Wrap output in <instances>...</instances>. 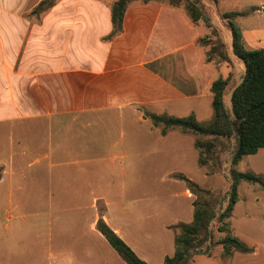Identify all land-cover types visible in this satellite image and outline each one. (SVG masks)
Here are the masks:
<instances>
[{
  "label": "crops",
  "instance_id": "obj_1",
  "mask_svg": "<svg viewBox=\"0 0 264 264\" xmlns=\"http://www.w3.org/2000/svg\"><path fill=\"white\" fill-rule=\"evenodd\" d=\"M71 1L72 5L75 2L74 16L35 18L23 14L29 13L39 0H0L6 9L3 11L0 6V92H7L6 97L0 96V124L6 123L10 128L8 146L0 153L2 264L21 262L18 245L23 237L19 239V232L27 225L14 221L20 217V210L35 209L34 202L40 200L49 202L44 206L50 215L54 202H58L59 212H74L76 216L67 220L70 227L60 229L57 253H46L49 264H78V246H82L84 239L90 249H97L101 241L105 243L115 260L108 248L110 244L96 229L95 202L99 200L106 205L103 220L134 253L147 264H162L174 247L166 246L151 257L145 243L132 235L131 220L114 216L112 210L118 208V202L105 195V184H112L109 182L115 178L114 171L127 175V164L121 169L105 156H99L98 139L95 142L93 137L98 128L84 130L83 115L103 114L96 120L106 136L114 126L129 122L125 114L128 106L143 105L151 108L150 112L169 110L176 117H181L176 114L180 111L193 113L185 106L201 97L212 99L210 85L217 68L202 62L198 45L201 28L181 6L162 1L131 2L124 12L121 31L106 39L112 30L110 8L100 6L97 0ZM63 2L67 0H56L47 13ZM229 3L223 13L242 12L232 22L240 31L243 47L264 50V0ZM20 126L26 129L20 130ZM169 134L162 135L161 140ZM84 143L89 151H83ZM109 143L104 152L123 151L126 160L129 149L125 143L115 139ZM260 149L254 155L263 159ZM250 170L262 178L259 194L264 195V165ZM172 173L192 179L179 170H166L160 181L171 195L184 197L189 216L191 192L185 184L180 194L171 191L177 188V179L168 178ZM113 187L115 190L116 184ZM120 190L128 195L126 183ZM237 205L238 200L233 211ZM135 213L133 208L129 212ZM136 219L139 221L140 216ZM171 222L163 226L172 225ZM176 222H184L183 217ZM46 239L50 243L51 234ZM248 246L252 248L248 253H254V264H264V243L254 241ZM198 256L201 255H194L193 259ZM231 257L233 253L227 257L229 262ZM97 261L109 264L106 258Z\"/></svg>",
  "mask_w": 264,
  "mask_h": 264
},
{
  "label": "rangeland",
  "instance_id": "obj_2",
  "mask_svg": "<svg viewBox=\"0 0 264 264\" xmlns=\"http://www.w3.org/2000/svg\"><path fill=\"white\" fill-rule=\"evenodd\" d=\"M97 1L100 6L105 8H110L115 2V0ZM138 1L131 0L130 3ZM156 1L167 2L169 0ZM192 1L203 16V20L196 21L201 28L198 45L202 49V62L207 61L210 66L213 64L218 69V71L217 69L215 70L216 78H227L222 101L224 106L230 109V94L234 86L240 81L244 67L243 62L232 53L228 27L230 19L223 15V12L230 7L229 0H220V3L217 4H214L213 0ZM72 4L73 1L67 0V2L59 4V7L50 14L45 11L40 16H74L75 11L73 8L75 7V2L74 5ZM179 4L186 10V0H180ZM0 6L1 9L5 7L2 6V3ZM3 11H6V9L4 8ZM23 15L29 16V13L26 12ZM0 96L6 97V90H2ZM211 103V97H201L199 100L189 101L185 108H190L196 120L206 125L213 117ZM159 107H163V105ZM145 111H152V109L143 105L128 106L125 114L129 116V122L126 121L122 126H114L106 136L101 129L102 124L100 123L101 125L98 126V120H96L98 116L103 114L83 115L82 127L84 130L91 127L98 128L99 132L97 134L93 133V137L95 142L98 139L97 152L99 156H105L121 169L126 162L128 174L123 175L120 171H114L115 178L109 182L112 184H105L108 186L105 195L118 202V208L114 209L113 207L112 210L114 216L131 220L132 235L141 240L140 243H145L146 249L151 253L150 256L154 258L166 246L174 247V232L176 233L178 229L171 228V226L178 224L179 222L176 221L182 217L186 223L192 220L193 205L191 204L192 207L188 216V213L185 212L186 205L183 203L184 197L180 194L186 183L178 179L177 176L180 173L170 174L168 178L177 179V188L173 187L171 191H176L180 194L179 196L171 195L172 192L165 189L166 184H161L160 182L166 170H179L186 176H190L192 181L197 183L202 189L197 191V194H193L190 191L192 202L206 203L217 213L227 204L226 192L230 185V171L250 172V169H254V167L263 166L264 158L259 159L254 154L245 155L237 164H232L231 156L236 147V139L233 136L214 137L213 135L184 133L178 128H169L165 133H170L169 137L163 141L161 140V126H153L148 118L145 117ZM154 113L174 114V112L169 110L165 112L162 109ZM176 114L182 117L187 116L188 112L180 111ZM90 116H92L91 119ZM84 118H87V120ZM105 123L108 124L107 122ZM19 128L20 130L22 128L26 129V126H20ZM37 128H42V126ZM9 129L8 124H0V153L4 146H8ZM110 139L112 141L114 139L119 140L120 144L125 143L129 149V155L126 160L123 151L119 153L116 152V149H112L104 152V148L110 145ZM196 140L201 142L202 145L194 146ZM209 143L212 146L208 147ZM171 148L174 149L172 152L163 151ZM85 150H90L86 143L83 145V151ZM260 150L264 154V148ZM101 176L105 178L104 172L101 173ZM125 183L128 187V195L120 190L121 185ZM115 184L114 190L113 185ZM260 186L259 182L241 181L238 183V205L227 219L230 222V233L239 237L247 245H250L251 242L254 243V241L264 243V195L259 194L261 191ZM132 199H135L136 202H132ZM48 203L43 200L34 202L35 209L30 211L20 210V217L14 221L19 225H27L26 228H21L19 232V239L23 237L20 245H18V252L21 255L18 257L21 260L19 264H49L46 253L48 251L52 254L57 253L60 229L63 230L70 227V225H67V220L72 221L76 218L74 212H59L58 202L57 204L54 202L52 215H50L47 212L48 209L44 206L48 205ZM95 205L98 218L103 217L106 210L105 202L99 200L95 202ZM132 208L136 213L130 215L129 212ZM179 209L180 211L178 212ZM95 211L92 219L95 216ZM36 213H40V216H36ZM138 215L140 216L139 221L136 219ZM169 221H172V225L164 227L163 224ZM219 224L217 221H213L211 226L212 240L215 243L226 234L217 230ZM48 234H51L52 241L50 243L46 239ZM85 241L86 239L81 241V243H84L82 246H78L81 251V253H78V257H80L78 264H98L97 260L100 259L101 261L104 258L109 261V264H124L117 252L108 247L113 252L115 260L111 258L112 256L107 251L109 249L103 245L105 243H102L101 240L97 249H90L86 246ZM216 253H220L221 257L215 255ZM232 253L233 257L230 258L231 262H229L227 257L230 255L224 258L225 256L221 255L222 246L216 243L212 247L210 256L201 255L195 259L192 258L193 261L190 264H254V253L245 254L239 251H233ZM87 258H92V262L86 260ZM2 262L0 257V264ZM99 264L101 263L99 262Z\"/></svg>",
  "mask_w": 264,
  "mask_h": 264
},
{
  "label": "trees",
  "instance_id": "obj_3",
  "mask_svg": "<svg viewBox=\"0 0 264 264\" xmlns=\"http://www.w3.org/2000/svg\"><path fill=\"white\" fill-rule=\"evenodd\" d=\"M131 0H115L110 6L111 32L105 37L111 39L122 28V19L127 5ZM150 2L156 0H139ZM56 0H39L30 10L29 16L39 18L47 11ZM166 3L180 6V0H169ZM186 12L193 21L203 20V16L192 0H186ZM242 12H225L223 15L229 18L230 44L232 53L243 62L244 72L240 81L234 86L230 94V109H227L222 101V94L227 85V78H216L211 82L213 117L208 124L199 123L194 114L176 117L166 113H154L145 111L144 115L153 126H161V134L165 135L167 129L178 128L184 133H195L218 136H233L236 139V147L231 156V163L237 164L243 156L255 154L258 149L264 148V50H246L241 41L240 31L232 22V18L241 15ZM202 145L196 140L194 146ZM212 146L211 143L208 147ZM199 163H201L199 161ZM188 189L197 194L199 185L194 181L179 174ZM230 185L226 192L227 204L219 212H215L206 203L192 202V221L179 222L171 226L177 228L174 232V251L172 255L165 256L162 264H190L194 255L210 256L212 247L217 243L222 246V256H229L233 251L248 253L252 248L239 237L230 233V222L227 220L233 211L234 204L238 200L237 185L241 181L259 182L262 178L252 172L230 171ZM227 220V221H226ZM220 223L217 230L226 234L218 241L213 242L211 226L212 222ZM96 229L107 240L110 246L117 252L124 264H147L140 259L134 251L105 223L102 217L96 222Z\"/></svg>",
  "mask_w": 264,
  "mask_h": 264
}]
</instances>
